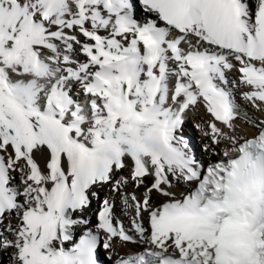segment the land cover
Listing matches in <instances>:
<instances>
[{
  "label": "snow or ice",
  "instance_id": "snow-or-ice-1",
  "mask_svg": "<svg viewBox=\"0 0 264 264\" xmlns=\"http://www.w3.org/2000/svg\"><path fill=\"white\" fill-rule=\"evenodd\" d=\"M233 60L260 110L264 0H0V264L9 248L7 264H101V233L110 256L117 240L143 245L114 264H264V120L235 135ZM200 101L213 118L205 135L231 145L206 167L177 134ZM44 149L47 171L34 157ZM128 159L130 177L114 179ZM149 175L142 199L120 195L130 228L105 198L95 231L64 246L87 224L74 214L93 186L120 193ZM170 177L194 187L177 197ZM153 191L167 199L153 206Z\"/></svg>",
  "mask_w": 264,
  "mask_h": 264
},
{
  "label": "bare ground",
  "instance_id": "bare-ground-1",
  "mask_svg": "<svg viewBox=\"0 0 264 264\" xmlns=\"http://www.w3.org/2000/svg\"><path fill=\"white\" fill-rule=\"evenodd\" d=\"M137 19L143 21L145 19L143 13H137ZM78 39L83 42L85 38L82 35H79L77 32ZM75 51L72 54L73 58L79 61H84L86 57L80 52V46L74 45ZM233 63L236 65L232 70H226L227 79L230 82L228 87L232 88L233 90V96L234 100L237 104L239 117L234 121V130L235 135L239 137L244 138H251L256 134V127H254L253 123L246 122V121H255L259 122L261 120H264V104L261 105V109L257 110L254 108L251 104V102L246 101L241 93L243 91H247V89L244 86L239 85L238 78H239V72L237 71V68L239 67L238 62L233 60ZM235 81L236 84L233 85L231 82ZM71 94L74 99L77 100L79 103H85V95L81 89V86L79 83H73L71 86ZM259 103V102H258ZM196 108H198L196 111L193 109H189L185 116H193L194 119L198 122L200 126H202V130L204 132L207 131V121L209 122L213 118L209 113H207L206 108L203 105V101L198 102L196 105ZM185 118V117H184ZM190 118V117H189ZM185 120V119H184ZM218 127L223 128L224 126L220 124L219 122H216ZM226 131H228L226 129ZM190 146L193 149L194 155L196 156V159H201L202 161H205L207 164L218 161L222 158L223 151L225 148L231 149V145H227L224 142H221L219 145L212 144L211 136L206 135L204 139V147L207 145V149L209 151V154L206 156H203L198 153V151L195 149V144L190 141ZM35 159L39 163L40 167L47 171L46 169V161L48 158L47 150L44 149L43 151H38L34 154ZM126 167L118 172L115 173L114 179L119 178L120 176H129L130 177V170H131V160H126ZM14 184H19V175L17 173H13ZM172 181V187L170 191L176 194L177 197H179L182 193H186V191L190 187H194V184L189 185L185 181L177 180L175 177H170ZM153 180L152 176H146L143 179V183H141L139 186L136 185L135 182L129 181L128 184H126L123 188H121L120 193H116L112 191V183H105V184H98L93 186L92 192H95V196H91V202L88 207H86L83 210H77L74 214V218L77 220H85L87 221V224L84 223H78L77 225H74L72 228V240L65 242V247H71L74 243L79 241V238L89 229L95 231V225L97 223V215L100 211V208L102 206V203L105 198H108L110 200L114 201L115 207H114V215L116 217H119V219L123 222L126 228L131 227V217L134 215V210L129 209L127 215H125L120 195L121 193H128L129 195L135 194L138 199H142L143 194L147 187L150 186L151 182ZM152 199L151 203L153 206H155L158 203H162L167 199V197H164L160 195L159 193L153 191L152 192ZM22 200V198H19ZM131 202V201H130ZM144 218V224L145 227H148V214L145 212L143 213ZM11 221L13 226L17 223V218L15 213H12L10 216H6L5 218V225L6 227L8 221ZM5 235H8L9 238L11 237L10 233H5ZM103 233H101V243L98 245L97 249V255L98 259L101 262V264H114L115 259L117 258V255H124L125 253H128L130 251L139 250L143 247V245L140 244H134V243H127L122 244L118 240L114 244L115 252L111 254L109 250H106L103 248ZM13 250L11 248L8 249L7 252L3 253V264H7L8 254L12 252Z\"/></svg>",
  "mask_w": 264,
  "mask_h": 264
},
{
  "label": "rangeland",
  "instance_id": "rangeland-1",
  "mask_svg": "<svg viewBox=\"0 0 264 264\" xmlns=\"http://www.w3.org/2000/svg\"><path fill=\"white\" fill-rule=\"evenodd\" d=\"M193 110H197L196 106L190 107ZM190 117V118H189ZM184 123L182 125V128L178 130V135H184L186 139L192 141L195 144V149L198 151L199 154L206 156L209 154V151H205L204 147V139L206 137L205 132L201 129L202 126L197 127L198 122L194 119L193 116H185ZM208 123V121H207ZM206 154V155H205ZM202 165L205 167L207 166V163L205 161H202L201 159L198 160Z\"/></svg>",
  "mask_w": 264,
  "mask_h": 264
}]
</instances>
